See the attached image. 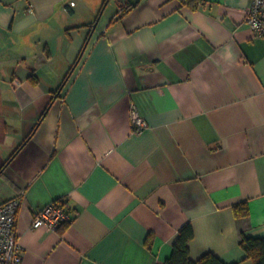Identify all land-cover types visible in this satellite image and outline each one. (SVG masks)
Here are the masks:
<instances>
[{
	"label": "crops",
	"instance_id": "crops-1",
	"mask_svg": "<svg viewBox=\"0 0 264 264\" xmlns=\"http://www.w3.org/2000/svg\"><path fill=\"white\" fill-rule=\"evenodd\" d=\"M108 1L0 0V204L20 201L21 264H163L187 223L192 260L245 259L242 238L264 239L252 0ZM55 201L72 221L33 228Z\"/></svg>",
	"mask_w": 264,
	"mask_h": 264
},
{
	"label": "built area",
	"instance_id": "built-area-1",
	"mask_svg": "<svg viewBox=\"0 0 264 264\" xmlns=\"http://www.w3.org/2000/svg\"><path fill=\"white\" fill-rule=\"evenodd\" d=\"M245 22L255 36L264 37V0H252L247 9ZM132 123L139 131L148 126L136 105L130 109ZM20 201L12 198L0 204V264H21L23 246L17 232V217ZM71 207L67 202L55 201L36 211L33 228L46 227L58 230L64 223L72 221Z\"/></svg>",
	"mask_w": 264,
	"mask_h": 264
},
{
	"label": "trees",
	"instance_id": "trees-1",
	"mask_svg": "<svg viewBox=\"0 0 264 264\" xmlns=\"http://www.w3.org/2000/svg\"><path fill=\"white\" fill-rule=\"evenodd\" d=\"M181 1L184 4L190 5L194 9H197L200 6L205 5L206 3V1L204 0H181ZM135 6L136 4H131V3L125 5L121 10L122 15L125 12L134 8ZM79 58L80 57H78V60ZM46 113L47 110L43 113V116ZM234 211L237 216L247 215L249 213V209L246 203L235 206ZM151 238L152 236L150 235L148 237V240H150ZM193 238H194V229L191 223H187L179 230V236L174 244L173 252L171 256L163 264H227L212 252L204 254L201 258H199L196 261L192 260V258L190 257L189 242ZM240 244L242 248L246 251L247 256L245 259L231 264H264V239L244 236ZM248 261L249 263H246Z\"/></svg>",
	"mask_w": 264,
	"mask_h": 264
},
{
	"label": "rangeland",
	"instance_id": "rangeland-1",
	"mask_svg": "<svg viewBox=\"0 0 264 264\" xmlns=\"http://www.w3.org/2000/svg\"><path fill=\"white\" fill-rule=\"evenodd\" d=\"M121 2L122 0H109L108 2H106L105 4L106 14L119 11L122 5Z\"/></svg>",
	"mask_w": 264,
	"mask_h": 264
}]
</instances>
